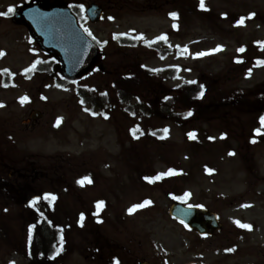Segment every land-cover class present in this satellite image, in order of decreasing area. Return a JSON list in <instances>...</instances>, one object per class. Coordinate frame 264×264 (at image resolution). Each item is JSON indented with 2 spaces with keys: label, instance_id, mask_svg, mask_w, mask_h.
<instances>
[{
  "label": "rangeland",
  "instance_id": "1",
  "mask_svg": "<svg viewBox=\"0 0 264 264\" xmlns=\"http://www.w3.org/2000/svg\"><path fill=\"white\" fill-rule=\"evenodd\" d=\"M20 1L0 0V12H6L9 5ZM85 2L105 8L101 23L87 24L91 36L106 55L102 73L69 91L51 87L44 92L48 99L45 103L38 99L42 87L39 78L24 84L29 89V103L25 105L15 102L24 93L22 88L0 95V101L8 103L0 109V134L10 130L19 142L17 151L23 153L28 149L45 159H53L69 173L67 182L76 190L75 200L74 204L62 206V210L74 216L92 215L94 203L106 200L103 224L97 225L99 222L94 217L85 222L75 217L72 222L75 236H84L86 229L91 228L104 241L112 238L120 244L114 249L106 243V249L99 254L100 261L119 252L123 261L152 264L263 263L264 196L259 194L264 193V128L258 127L254 119L264 108V67H256L258 59H264V49L259 47L264 40V0H212L208 5L211 16L199 17L190 15L188 0ZM175 12L181 14L178 33L171 32L174 22L170 13ZM255 13L261 18L246 24L235 21L238 15ZM223 15L228 19L223 20ZM166 33L170 37L168 44L175 51L161 57L149 43ZM136 35L143 38L131 46L114 41L120 36ZM27 37L25 30L0 16V46L11 54L5 65L19 69L31 62L33 56L27 53L30 49ZM217 46H222L221 50L213 51ZM240 48L244 51H238ZM201 52L205 55H196ZM141 66L153 71L182 67L170 80L162 74L149 77L152 78L147 84L150 90L140 95L147 101L158 102L165 95L176 94L181 86L200 79L218 94H246L247 100L253 101V107L250 112L244 110L242 105L247 103L240 97L241 104L234 105L241 110L223 111L215 118L180 127L168 120L146 122L139 117L128 120L119 110L112 113L113 121L105 120L92 115L90 107L81 104L80 88L96 89L91 94L95 97L103 92L112 94L111 85L118 76L136 72ZM249 69L251 75H248ZM32 109L44 114L41 129L33 136L25 135L21 141V122ZM136 124L145 131L149 127L168 129L166 138L155 143L136 141L131 133ZM192 132L194 138L188 135ZM170 167L184 171L185 176L163 185L144 183L145 177L166 173ZM89 171L95 183L83 185L78 176H86ZM254 171L258 173L250 174ZM171 193L183 196L184 202L203 205L218 214L221 232L200 238L171 219ZM186 193L190 195L185 196ZM145 201L151 203L129 212L133 205ZM25 207L0 206V264H29L14 248L23 245L26 227L32 221ZM237 220L251 228L238 226ZM3 226L8 237L4 236ZM93 240L97 245V238ZM81 244L83 254L76 252L72 258L77 263L86 261V240L82 238Z\"/></svg>",
  "mask_w": 264,
  "mask_h": 264
},
{
  "label": "flooded vegetation",
  "instance_id": "2",
  "mask_svg": "<svg viewBox=\"0 0 264 264\" xmlns=\"http://www.w3.org/2000/svg\"><path fill=\"white\" fill-rule=\"evenodd\" d=\"M38 0H22L17 3L16 7L18 8L21 5L32 4ZM71 3L76 5H81V0H70ZM57 4H60V1L57 0ZM17 28L25 29L22 26H17ZM23 43V42H22ZM24 45V44H23ZM0 51L4 53L0 59V95L4 93H9L11 89H15L19 84V77L15 75L11 67L5 65V62L10 58V52L7 48L0 46ZM28 52V51H27ZM7 69L8 72L3 70ZM30 71L24 72L30 75H36L34 68ZM30 115V113H29ZM38 121H31L26 124L27 131L34 133L38 126ZM43 156L33 153H28L25 150V153L18 152L16 149V142L14 138L9 137L8 133L0 135V204L2 205H11L16 204H33L32 202L39 197V200H36L35 204H39L44 201V194L46 190L54 194L60 193L58 187L60 185L57 180L63 178L60 175V168L51 163L48 166H45V162L42 159ZM13 192L17 194L14 195ZM57 198L54 200L52 197L48 199V203H55ZM86 233V261L84 264H116L118 261L119 264H138L139 260L134 261H122L123 255L119 252L113 253L108 260L100 261V253H103V250L106 249V243L116 249L120 246L119 243L112 241H104L102 236L94 235V238H97V245L95 246V240L92 236L95 234L94 231H89ZM39 233V232H38ZM40 233H49L47 231H40ZM65 240L66 247L65 249L76 248V241L72 238ZM133 243V241H129ZM124 250L125 247L123 246ZM128 253H131L128 251ZM60 261V260H59ZM46 264H60V262H47ZM68 264H75L69 262Z\"/></svg>",
  "mask_w": 264,
  "mask_h": 264
},
{
  "label": "trees",
  "instance_id": "3",
  "mask_svg": "<svg viewBox=\"0 0 264 264\" xmlns=\"http://www.w3.org/2000/svg\"><path fill=\"white\" fill-rule=\"evenodd\" d=\"M206 1L208 0H204V3ZM200 2L201 0H188L190 12L202 16ZM126 44L131 45V42ZM156 49L160 55L167 52V49L160 42L156 45ZM149 77L151 74L144 68H139L131 74L118 76L114 82L115 104L111 103L110 107L114 108L126 104V109H129L130 105L135 102L134 108L136 107L140 114L147 116L148 119H168L185 127L198 120L220 114L226 110L229 104L227 98H221V100L215 98L216 92L199 81L191 86L181 88L176 94L158 102L145 101L140 98V95L150 90V86L147 84L152 81V78ZM201 92H203L202 96L200 95ZM97 105L105 112L106 107L101 101H97ZM189 112L192 114L187 115Z\"/></svg>",
  "mask_w": 264,
  "mask_h": 264
},
{
  "label": "water",
  "instance_id": "4",
  "mask_svg": "<svg viewBox=\"0 0 264 264\" xmlns=\"http://www.w3.org/2000/svg\"><path fill=\"white\" fill-rule=\"evenodd\" d=\"M45 12L44 19L39 27L40 33L33 29L29 22L23 19V14L25 11H32L31 9H22L18 12L17 18L22 21L25 25L30 28L33 36H35L41 45L44 46L45 50L48 52H53L54 55L64 62V72L68 79L77 80L89 73H91L95 68L98 67L100 61L102 60V55L100 50L91 42L85 35L84 32L78 27L77 21L74 17H69L70 21H67L63 11L46 10L44 6L40 5ZM102 10L98 6L92 5L88 10V16L93 22H97L102 18ZM57 27L58 32L61 35L54 34L53 31ZM48 32V33H46ZM35 34V35H34ZM62 35L67 40L72 41H60ZM50 38L46 44L45 38ZM70 52L73 59V67L75 64V72H73L69 66L70 60H63L61 53ZM171 214L188 222L189 225L196 229L202 234H211L218 227L217 218L214 215L209 214L205 210L198 208H186L182 205L176 204L171 209Z\"/></svg>",
  "mask_w": 264,
  "mask_h": 264
},
{
  "label": "snow or ice",
  "instance_id": "5",
  "mask_svg": "<svg viewBox=\"0 0 264 264\" xmlns=\"http://www.w3.org/2000/svg\"><path fill=\"white\" fill-rule=\"evenodd\" d=\"M200 6H201V8H204V0H201V5H200ZM79 7L81 8L82 11L84 10V5L81 4ZM13 11H14V9H13L12 7H9V9H8L7 12H0V16H7L9 13H12ZM170 15H171L173 18H176V17L178 16L177 13H170ZM252 15H254V14H252ZM243 23H244V19L241 18V20L238 21V24H243ZM85 31L88 32L89 35H92V33H91L87 28L85 29ZM139 38H143V37L141 36V37H139ZM157 39H158V40H164V41H167V36H166V35H161V36L157 37ZM221 48H222V46H217V48L214 49L213 51H219V50H221ZM238 51L243 52L244 49H243V48H240ZM3 55H4V53H3L2 51H0V56H3ZM196 55H197V56H203V55H205V53L201 52V53H197ZM38 62H39V61H37V63H38ZM238 62H239V61H238ZM259 63L264 64V61H260ZM35 67H36V64L34 63V64L31 66V68H35ZM30 70H31V69H26L25 71L27 72V71H30ZM3 71L6 72V73L8 72L7 69H5V70H3ZM154 71H155V70H154ZM248 75H251V69H249ZM190 83H191V82H190ZM200 95L202 96V95H203V92H201ZM27 100H28V97H27V96L21 98V102H22V103L25 102V101H27ZM191 114H192V113L189 112L187 115H191ZM58 123H59V120H58ZM260 123H261V126L264 127V116L260 117ZM132 131H133V134L135 135L136 129H133ZM167 131H168V129H164V132H165V133H167ZM257 132L259 133V132H260V129H257ZM188 135H189L190 138H194V137H195V133H194V132L189 133ZM253 142H255V141H253ZM230 154H234V153H230ZM208 171L211 172L212 170L209 169ZM172 174H174V170H171V169H170V170H169L168 172H166V173H159L156 177H145V179L149 180V182H153L154 180H157V179H160V178H162V177H164V176L172 175ZM89 182H90V181H89ZM80 183H83V181H80ZM188 195H190V194H189V193H186V194H185V196H188ZM174 198H177V199H183V197H174ZM39 199H40V198L37 197L32 203L35 204L36 200H39ZM52 199L54 200L55 197L53 196ZM150 203H151V201H145L143 204H136V205H133V207L129 209V212L131 213V212H133L135 209L142 208V207H144L145 205L150 204ZM103 205H104V201H98V202H97V208H98V209L102 208ZM188 207H189V209H191V208H193V207H202V206H200V205H191V204H190ZM243 207H248V205H243ZM83 219H84V216H83V214H81V222L83 221ZM181 222H183V221H181ZM235 223H237L238 226L243 227V228H248V229L251 228V225L242 224L239 220L235 221ZM62 240H63V237H61V241H62ZM229 251H232V249H229ZM116 264H119V262L117 261Z\"/></svg>",
  "mask_w": 264,
  "mask_h": 264
}]
</instances>
